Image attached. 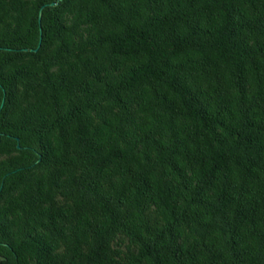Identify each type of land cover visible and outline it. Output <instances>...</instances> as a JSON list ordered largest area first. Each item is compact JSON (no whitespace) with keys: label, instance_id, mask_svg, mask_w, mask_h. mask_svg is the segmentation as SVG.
Returning <instances> with one entry per match:
<instances>
[{"label":"trees","instance_id":"trees-1","mask_svg":"<svg viewBox=\"0 0 264 264\" xmlns=\"http://www.w3.org/2000/svg\"><path fill=\"white\" fill-rule=\"evenodd\" d=\"M57 1L0 0V264H264V0Z\"/></svg>","mask_w":264,"mask_h":264},{"label":"water","instance_id":"water-1","mask_svg":"<svg viewBox=\"0 0 264 264\" xmlns=\"http://www.w3.org/2000/svg\"><path fill=\"white\" fill-rule=\"evenodd\" d=\"M61 0H58L57 2H52V3H50L49 5L50 6H54V5H56L58 2H60ZM44 7V6H43ZM43 7L41 8V9H43ZM40 17H41V10H40V12H39V20H40ZM2 104H3V101H2ZM2 104H1V106L0 107H2Z\"/></svg>","mask_w":264,"mask_h":264}]
</instances>
